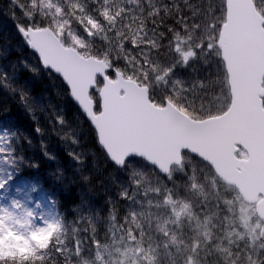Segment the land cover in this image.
<instances>
[{"label": "trees", "instance_id": "1", "mask_svg": "<svg viewBox=\"0 0 264 264\" xmlns=\"http://www.w3.org/2000/svg\"><path fill=\"white\" fill-rule=\"evenodd\" d=\"M225 14V0H0V156L10 180L43 196L52 224L46 239L0 247V264H264V236L231 218L234 187L187 152L169 176L139 158L116 166L19 32L64 22L63 41L109 61L111 76L121 70L156 104L203 119L230 104L217 47ZM177 202L199 211L208 234L174 226Z\"/></svg>", "mask_w": 264, "mask_h": 264}, {"label": "water", "instance_id": "2", "mask_svg": "<svg viewBox=\"0 0 264 264\" xmlns=\"http://www.w3.org/2000/svg\"><path fill=\"white\" fill-rule=\"evenodd\" d=\"M217 47L230 104L221 114L196 119L171 100L157 105L150 87L113 69L108 61L66 46L49 26L21 27L26 46L59 77L96 131L116 166L140 158L163 175L183 163L184 152L214 170L240 197L255 205L264 235V16L254 0H225ZM102 80L99 111L91 92ZM243 149L246 156L238 155Z\"/></svg>", "mask_w": 264, "mask_h": 264}, {"label": "rangeland", "instance_id": "3", "mask_svg": "<svg viewBox=\"0 0 264 264\" xmlns=\"http://www.w3.org/2000/svg\"><path fill=\"white\" fill-rule=\"evenodd\" d=\"M48 6V9H50ZM51 14L57 11H49ZM61 25L55 32L60 36L61 31L68 28L59 22ZM54 30V29H53ZM61 37V36H60ZM73 47L79 48L78 45L72 44ZM80 49V48H79ZM186 56V52L184 53ZM0 191L3 190V196L0 197V247H11L16 245H24L31 238L42 237L47 231V216H49L48 208L44 201L38 202L27 196L25 191L20 188L11 187L9 182L5 184L0 176ZM15 199L22 201L21 205H12ZM230 202L232 200H229ZM238 207L230 208L231 218L239 221L241 226L251 235L253 240L259 237L261 223L256 219L255 208L253 205L246 204L239 197L234 201ZM16 206L20 207V212L14 213ZM41 209V213H39ZM174 226L178 229L192 228L193 231L201 230L206 226L205 222L200 221V213L198 210H193V206L187 204L181 205L177 202L171 206ZM228 215H226L227 217ZM238 219H237V218ZM204 234H208V228L205 227ZM232 230L228 236H232ZM190 236V235H189ZM188 264H197L192 259Z\"/></svg>", "mask_w": 264, "mask_h": 264}, {"label": "snow or ice", "instance_id": "4", "mask_svg": "<svg viewBox=\"0 0 264 264\" xmlns=\"http://www.w3.org/2000/svg\"><path fill=\"white\" fill-rule=\"evenodd\" d=\"M5 255H15V249L13 248L12 250H6V252L4 253Z\"/></svg>", "mask_w": 264, "mask_h": 264}, {"label": "flooded vegetation", "instance_id": "5", "mask_svg": "<svg viewBox=\"0 0 264 264\" xmlns=\"http://www.w3.org/2000/svg\"><path fill=\"white\" fill-rule=\"evenodd\" d=\"M241 198V197H240ZM243 201V200H242ZM244 202V201H243ZM244 203H246V202H244ZM247 204V203H246ZM255 206V205H254Z\"/></svg>", "mask_w": 264, "mask_h": 264}]
</instances>
